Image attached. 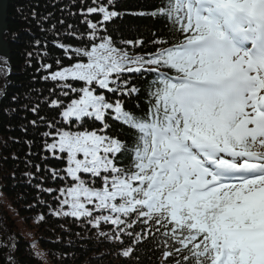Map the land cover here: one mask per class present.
Instances as JSON below:
<instances>
[{"label": "snow or ice", "instance_id": "snow-or-ice-1", "mask_svg": "<svg viewBox=\"0 0 264 264\" xmlns=\"http://www.w3.org/2000/svg\"><path fill=\"white\" fill-rule=\"evenodd\" d=\"M79 4L77 12L60 9L86 26L67 24L64 35L75 45L57 31L63 15L45 28L53 13L32 10L70 62L45 63L48 42L34 39L27 66L37 58L36 73L53 87L47 96L17 92L10 103L18 108H0L37 116L28 123L46 129L44 152L64 162L44 166L59 188H44V177L35 185L56 206L39 204L113 244L130 241L119 253L124 258L151 238L164 249L162 260L179 257L174 264H264V0H156L137 12L118 10L115 0ZM124 15L160 27L148 39L117 40L108 25ZM0 74L8 87L10 63ZM41 104L58 117L40 115Z\"/></svg>", "mask_w": 264, "mask_h": 264}, {"label": "trees", "instance_id": "trees-1", "mask_svg": "<svg viewBox=\"0 0 264 264\" xmlns=\"http://www.w3.org/2000/svg\"><path fill=\"white\" fill-rule=\"evenodd\" d=\"M90 2L91 0H88V3ZM115 3L118 10L137 12L151 8L156 0H115ZM74 4L75 6L73 0H8L5 40L9 49L11 75L8 78V87H5V78L0 74V96L7 97L0 102V108H18V105L10 103L11 95L17 92L27 95L28 88L42 90L43 96L48 95V89L52 88L53 84L50 81L40 80V76L44 73H36V67L39 66L38 59L34 57L31 60L32 66H27V54L34 51L32 47L34 39L39 38L42 42L44 40L48 42L46 51L49 55L44 60L45 63L54 64L55 58H61L64 64L70 61L65 58L61 49L53 46L54 37L40 31L31 12L35 9L41 14L53 13L52 18L43 25L45 28L58 21L63 15L66 24L64 26L57 24V31L61 33L63 43L75 45L78 41L64 35L67 24L78 25L80 31H84L86 26L80 24L82 17L79 15L69 16L60 11L61 8L71 7L73 12H77L80 7L79 0H74ZM95 18L99 19V17ZM159 27L158 21L135 15H124L122 19H117L108 25L109 31L117 40L133 39L141 35L148 39L151 31ZM13 33L18 34L15 40ZM0 62L5 61L0 57ZM132 80L139 87L146 86L147 83L143 77L135 74L132 75ZM139 99L143 107V92ZM135 103V98L129 100L128 107H132ZM40 115L51 119L58 117V111L41 104ZM34 119L38 117L31 111L19 110L7 115L0 112V194L8 200V207L16 213L25 226L36 227L37 244L47 257L55 264H174V260L179 257L160 261L164 249L157 248L151 238L140 243L133 256L124 258L119 253L130 241H126L124 245L113 244L99 237L96 229L91 226L81 224L74 218L52 216L48 207L39 204V200H43L52 207L56 206L54 196L39 192L35 185L41 183V177H44V188H59L62 182L57 180L52 183L51 175L44 170V166L60 169L64 167V162L51 158L50 154L44 152L41 133L46 129L42 126L33 127L28 123ZM8 125L12 127L8 128ZM21 125L26 128V132L21 130ZM118 129L119 125H115L114 131ZM25 141L33 143L29 145ZM14 154L17 159H12ZM44 156L48 159H42ZM35 164L41 165V171L38 173L33 167ZM28 172L35 173L36 178L31 179L26 176L25 173ZM30 205L33 207H29ZM5 211H8L6 207L4 210L0 208L1 214L6 215ZM40 214L44 215L43 222L37 219ZM32 221L36 224L34 225ZM139 230L138 228L137 231ZM104 231H108V228L105 227ZM0 244L6 245L2 241ZM11 244H15L18 250L13 251V247L10 249L7 245L0 247V264H9V261H12V264H41L22 236L16 234L12 242H9V246Z\"/></svg>", "mask_w": 264, "mask_h": 264}, {"label": "rangeland", "instance_id": "rangeland-1", "mask_svg": "<svg viewBox=\"0 0 264 264\" xmlns=\"http://www.w3.org/2000/svg\"><path fill=\"white\" fill-rule=\"evenodd\" d=\"M8 7V4H7ZM7 22V21H6ZM4 61L9 63V58H4ZM5 62H0V65H3ZM2 197V196H1ZM0 197V208L5 211L6 215L0 213V241L5 243L10 249L13 247L11 244L9 246V242L11 243L16 234L22 236V238L29 243L32 253L35 257L39 259L41 264H55L47 255L39 248L36 236L37 229L35 226H25L22 223V220L13 212L4 199ZM7 219V220H6ZM35 225V221H32Z\"/></svg>", "mask_w": 264, "mask_h": 264}, {"label": "water", "instance_id": "water-1", "mask_svg": "<svg viewBox=\"0 0 264 264\" xmlns=\"http://www.w3.org/2000/svg\"><path fill=\"white\" fill-rule=\"evenodd\" d=\"M7 4L8 0H0V56L8 59L9 49L4 39L7 21Z\"/></svg>", "mask_w": 264, "mask_h": 264}, {"label": "bare ground", "instance_id": "bare-ground-1", "mask_svg": "<svg viewBox=\"0 0 264 264\" xmlns=\"http://www.w3.org/2000/svg\"><path fill=\"white\" fill-rule=\"evenodd\" d=\"M2 196V194H0V197ZM2 199H4L6 201V203L8 202V200L5 197H1Z\"/></svg>", "mask_w": 264, "mask_h": 264}]
</instances>
